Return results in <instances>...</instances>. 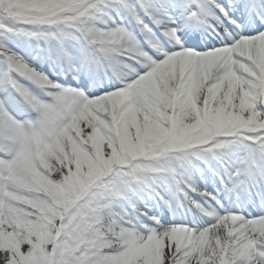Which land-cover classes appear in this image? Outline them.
<instances>
[{
	"label": "snow or ice",
	"instance_id": "1",
	"mask_svg": "<svg viewBox=\"0 0 264 264\" xmlns=\"http://www.w3.org/2000/svg\"><path fill=\"white\" fill-rule=\"evenodd\" d=\"M0 264H264V0H0Z\"/></svg>",
	"mask_w": 264,
	"mask_h": 264
}]
</instances>
